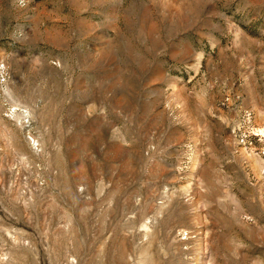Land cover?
<instances>
[{
	"label": "rangeland",
	"instance_id": "374dc122",
	"mask_svg": "<svg viewBox=\"0 0 264 264\" xmlns=\"http://www.w3.org/2000/svg\"><path fill=\"white\" fill-rule=\"evenodd\" d=\"M0 264H264V0H0Z\"/></svg>",
	"mask_w": 264,
	"mask_h": 264
}]
</instances>
